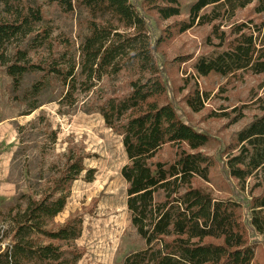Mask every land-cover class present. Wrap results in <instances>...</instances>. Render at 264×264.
Returning <instances> with one entry per match:
<instances>
[{"label": "trees", "instance_id": "16d2710c", "mask_svg": "<svg viewBox=\"0 0 264 264\" xmlns=\"http://www.w3.org/2000/svg\"><path fill=\"white\" fill-rule=\"evenodd\" d=\"M250 5L258 22L251 19L233 24L228 33L214 24L219 18L217 10L233 15ZM51 7L64 15L84 10L92 19L79 48V73L75 61L64 59V53L58 55L64 68L47 71L65 86L60 106L81 103L78 86L84 85L87 94L102 78L131 72L125 95L98 101L87 96L82 101L83 106L93 102L87 111L98 112L105 126L121 137L127 159L120 172L126 184V208L145 247L127 256L123 264H253L255 245L248 236L264 235V93L257 100L260 115L235 134L221 161L227 180H234L240 191L247 190L249 200L238 199L240 191L235 188L237 200L214 199L193 184L196 179L209 180L213 159L201 150L210 137L183 119L174 98L168 96L167 81L162 78L164 67L157 62V55L175 36L195 25H209L218 47L226 48L194 64L198 77L226 78L239 71L264 74V0H195L186 19L167 25L156 37L150 34V16L160 22L179 18V0H0V46L31 33L35 24L43 22L45 8ZM209 7L211 11L205 13ZM41 32L35 38L41 44L38 47L44 46L47 36L46 29ZM16 55L14 62H3L14 89L30 70H44L24 63V51ZM188 85L186 79L184 89ZM188 88L183 101L198 113L207 95L198 87ZM37 108L39 105H33L30 110ZM48 135L54 142L55 133L49 131ZM166 146L175 150L173 158L156 160ZM59 170L43 184L42 191L28 189L6 213H0L11 240L5 251L0 249V264L79 261L81 253L73 242L81 232L80 220L73 217L57 225L53 220L64 210L71 185L85 171L83 157L69 150ZM94 172L86 171L87 182L92 181ZM250 180L253 185L248 189ZM255 191L259 193L254 195ZM242 207L246 212L243 217L239 212Z\"/></svg>", "mask_w": 264, "mask_h": 264}, {"label": "rangeland", "instance_id": "374dc122", "mask_svg": "<svg viewBox=\"0 0 264 264\" xmlns=\"http://www.w3.org/2000/svg\"><path fill=\"white\" fill-rule=\"evenodd\" d=\"M179 1V18L160 22L150 16L151 37H156L162 28L174 21L187 18L189 7L195 0ZM251 8L250 5L236 10L233 15L219 9L215 14L219 18L214 24L228 33L233 24L251 19L258 22L259 18L253 15ZM211 9L209 7L204 12ZM91 21L84 10L64 15L56 7L45 8L43 22L35 24L31 33L25 37L15 36L0 46V55H3L0 58V213H6L28 189L34 193L42 191L43 184L60 171L64 155L70 150L75 156L83 157L85 171L71 185L66 206L53 222L63 224L73 217L80 220L81 232L73 242L81 253L77 264H123L127 256L145 247L131 226L126 208V184L120 172L127 159L121 137L105 126L98 112L87 111L92 109L93 102L83 106L82 101L87 96L92 99L94 96L98 101L125 95L131 72L122 71L118 75L104 77L87 94H84V85L78 86L81 103L72 107L58 104L65 93V86L60 78L47 72L51 67L64 68L63 60L58 58L64 53V59L75 61V72L79 73V48L89 34ZM45 29L44 46L38 47L41 44H37L35 38L40 37ZM47 46L49 50L45 49ZM225 48V45L218 47L211 26L195 25L165 44L157 55V62L164 67L162 78H166L168 96L174 98L183 119L210 137L209 143L201 150L213 159L209 180L196 179L194 186L208 191L217 200H237L233 192V188L240 191L237 183L228 181L221 170L223 151L238 131L260 115L257 100L264 93V74L239 71L226 78L198 77L194 64L200 59L215 57ZM23 51L27 53L24 63L39 65L44 70H30L20 86L14 89L3 62L6 65L14 62L16 53ZM186 79L189 85L184 89ZM188 87H198L207 95L198 113L192 112L183 101ZM33 105H39V108L31 111ZM49 131L56 135L54 142L49 138ZM174 151L166 146L156 160H171ZM90 169L95 172L92 181L87 182L85 174ZM252 185L250 180L248 189ZM258 193L255 191L254 195ZM248 194L247 190L240 191L238 199L247 202ZM239 212L242 217L246 216L244 207ZM248 240L255 245L253 264H264V235L248 236ZM10 243L7 222L0 218L1 251H5Z\"/></svg>", "mask_w": 264, "mask_h": 264}]
</instances>
